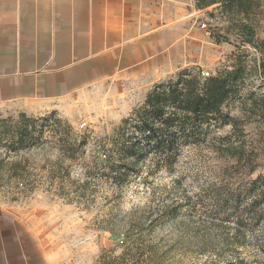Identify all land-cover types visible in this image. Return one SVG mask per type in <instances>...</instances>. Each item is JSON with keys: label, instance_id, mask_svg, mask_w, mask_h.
<instances>
[{"label": "rangeland", "instance_id": "1", "mask_svg": "<svg viewBox=\"0 0 264 264\" xmlns=\"http://www.w3.org/2000/svg\"><path fill=\"white\" fill-rule=\"evenodd\" d=\"M201 10L191 38L197 34L202 42L193 51L189 46L186 62L160 73L156 80H119L117 94L105 88L83 98L68 113L0 112V158L8 152L7 164L26 160L21 182L9 180L1 170L0 197L39 218L47 250L58 264H100L103 253L118 255L123 240L120 228L133 216L150 227L146 237L160 248L178 244L183 255L179 251L176 258L182 264H264V120L254 117L247 105L252 100L263 106L257 100L264 96V82L254 72V65L260 58L258 42L264 41V17L256 20V45H252L233 32L230 18L221 14L217 5ZM236 61L242 63L243 82L237 86L238 97L231 99L224 111L237 118L244 130L233 140L251 152L253 171L242 166L247 162L238 164L215 154L213 142L230 135L231 127L211 126L196 145L174 144L170 167L142 142L147 153L124 182H107L101 173L94 179L86 177V168L93 167L95 160L111 157L119 163V126L143 105L154 84L175 78L184 69L207 78L225 68L232 70ZM21 115L35 128L38 141L15 151L10 142L25 125ZM66 138L86 142L81 159H65L62 171L69 167L66 185L82 184L88 178L89 199L82 201L87 207L57 197L59 180L50 181L52 173L62 172L55 164L61 156L59 142H69ZM31 180L32 187L26 186ZM132 212L133 216H128Z\"/></svg>", "mask_w": 264, "mask_h": 264}, {"label": "crops", "instance_id": "2", "mask_svg": "<svg viewBox=\"0 0 264 264\" xmlns=\"http://www.w3.org/2000/svg\"><path fill=\"white\" fill-rule=\"evenodd\" d=\"M202 12L195 0H0V112L68 113L119 80H156L202 42ZM0 264H58L39 218L2 197Z\"/></svg>", "mask_w": 264, "mask_h": 264}, {"label": "trees", "instance_id": "3", "mask_svg": "<svg viewBox=\"0 0 264 264\" xmlns=\"http://www.w3.org/2000/svg\"><path fill=\"white\" fill-rule=\"evenodd\" d=\"M195 5L198 9L217 5V10L230 18L233 32L238 33L245 43L256 45L254 25L258 17H264V0H195ZM258 43L260 58L258 62H255L254 72L264 82V41ZM236 62L232 70L225 68L207 78H200L192 74L190 70L184 69L176 73L175 78L154 84L147 93L143 105L134 110L132 115L124 119L119 126V156L121 157L119 163L113 162L111 157L103 162L95 160L93 167L86 168V177L94 179L101 173L100 176L107 182L119 183V179L124 182L130 171L135 169L137 163L147 153L143 149L142 142L148 145L147 150L160 155L164 166L170 167L174 159L171 147L178 141L182 144H198L205 130L211 126L231 127L230 135L217 138L213 142L211 149L215 154L227 160H235L238 164L247 162L242 166L253 171L251 168L253 158L249 156L251 152L246 151L242 142L236 144L233 140L242 136L244 130L240 127L237 118L224 111L231 99L238 97L237 86L243 82L242 63ZM249 96H253V93ZM258 98L257 101L263 103V106L256 105V101L252 100H249L247 105L251 108L250 111L253 112L254 117L264 120V96ZM242 105L245 106V102ZM21 118L25 125L18 129L14 142H10L12 149L16 147L15 151L25 145L30 148L38 141V137L35 138V128L29 126V120H24V115H21ZM152 140L153 145L150 144ZM59 145L61 156L55 165L62 171L65 159L71 162L81 159L86 142L70 139L69 142L61 140ZM64 147H67L66 150L62 149ZM114 147L118 145L114 144ZM7 153H3L4 159L0 158V175L2 170L5 171L9 180L21 182L26 160L20 158L7 164ZM158 165L157 168L161 167ZM64 169L65 172L51 174L50 181L59 180L55 195L65 199L67 204L87 207V203L82 201L89 199L88 178L82 184L66 185L69 167L66 166ZM32 182L33 180L26 186L32 187ZM70 194H72L71 197ZM133 213H128V216L132 217ZM141 219L133 216L129 222H124L120 228L123 238L120 253L118 255H113L111 251L103 253L99 260L100 264H182V261L176 258L177 255H183L181 247L175 243L166 248L157 246L146 237L150 227L145 226ZM105 221L108 223L107 219ZM179 251L182 253L178 254Z\"/></svg>", "mask_w": 264, "mask_h": 264}]
</instances>
